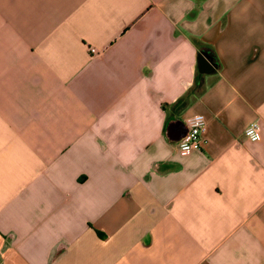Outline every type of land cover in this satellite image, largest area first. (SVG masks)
<instances>
[{
	"label": "crops",
	"instance_id": "1",
	"mask_svg": "<svg viewBox=\"0 0 264 264\" xmlns=\"http://www.w3.org/2000/svg\"><path fill=\"white\" fill-rule=\"evenodd\" d=\"M0 264H264V0H0Z\"/></svg>",
	"mask_w": 264,
	"mask_h": 264
},
{
	"label": "built area",
	"instance_id": "2",
	"mask_svg": "<svg viewBox=\"0 0 264 264\" xmlns=\"http://www.w3.org/2000/svg\"><path fill=\"white\" fill-rule=\"evenodd\" d=\"M95 53L96 50L91 48ZM187 131L184 136L177 140L178 151L181 155H188L193 150L199 149L204 142V135L207 132V120L201 115H191L185 119ZM244 135L249 141H257L261 137V124L253 121L244 129Z\"/></svg>",
	"mask_w": 264,
	"mask_h": 264
},
{
	"label": "water",
	"instance_id": "3",
	"mask_svg": "<svg viewBox=\"0 0 264 264\" xmlns=\"http://www.w3.org/2000/svg\"><path fill=\"white\" fill-rule=\"evenodd\" d=\"M217 63L214 62L212 56L207 52L202 50L198 57V67L201 73H210L216 69ZM187 128H184L182 132L171 136L173 140H179L185 135Z\"/></svg>",
	"mask_w": 264,
	"mask_h": 264
}]
</instances>
